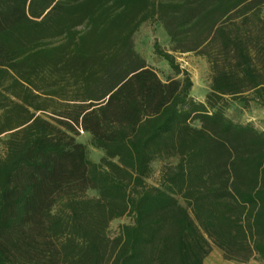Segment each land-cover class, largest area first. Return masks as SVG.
Segmentation results:
<instances>
[{
  "label": "trees",
  "instance_id": "trees-1",
  "mask_svg": "<svg viewBox=\"0 0 264 264\" xmlns=\"http://www.w3.org/2000/svg\"><path fill=\"white\" fill-rule=\"evenodd\" d=\"M263 5L0 0V264H264V132L225 113L264 109ZM146 23L206 61L204 102L138 51Z\"/></svg>",
  "mask_w": 264,
  "mask_h": 264
},
{
  "label": "rangeland",
  "instance_id": "rangeland-1",
  "mask_svg": "<svg viewBox=\"0 0 264 264\" xmlns=\"http://www.w3.org/2000/svg\"><path fill=\"white\" fill-rule=\"evenodd\" d=\"M262 15L264 16V5L261 9ZM154 41H157L160 49L164 52L172 54L175 63L181 70L188 72L191 82V96L198 102H204L205 96L209 91V66L204 59L193 53L178 54L171 51V47L164 37L163 32L156 27L154 24L146 23L135 35L136 48L146 58L149 65L156 71L157 75L162 81H165L168 77L173 76V72L169 66L156 58L152 51V45ZM225 113L232 119L240 122L252 123L258 130L264 132V109H258L256 107H249L244 109L241 104L230 103ZM6 139L5 135L0 137V150L2 147V141ZM76 141L83 144L86 147L88 158L94 163H99L103 158V153L100 150L94 149L90 146V137L87 133L79 131V136L76 137ZM174 159H158L151 166V176L147 179L148 184H156L160 168L163 165L171 164ZM89 197L96 196V193L92 190L87 191ZM126 223L125 219L116 220L111 223L109 231L114 234L118 226ZM204 264H237L234 262H227L223 259L222 254L213 246L209 255L205 258ZM247 264H260L255 261H251Z\"/></svg>",
  "mask_w": 264,
  "mask_h": 264
}]
</instances>
